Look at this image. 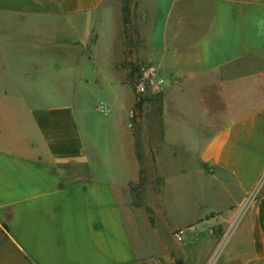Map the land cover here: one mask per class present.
<instances>
[{
	"label": "crops",
	"instance_id": "0c3cea01",
	"mask_svg": "<svg viewBox=\"0 0 264 264\" xmlns=\"http://www.w3.org/2000/svg\"><path fill=\"white\" fill-rule=\"evenodd\" d=\"M178 1L148 0L147 56L165 82L140 101L117 61L118 4L0 0V115L15 106L25 134L0 140V264H201L259 177L222 259L264 264V0H195V30L174 44ZM99 7L107 27L84 45L52 26ZM53 58L69 73L60 101L44 98ZM90 82L109 104L98 124L80 94ZM139 175L141 205L129 189Z\"/></svg>",
	"mask_w": 264,
	"mask_h": 264
},
{
	"label": "rangeland",
	"instance_id": "374dc122",
	"mask_svg": "<svg viewBox=\"0 0 264 264\" xmlns=\"http://www.w3.org/2000/svg\"><path fill=\"white\" fill-rule=\"evenodd\" d=\"M115 4H118V14H117V24H116V33H117V43H118V51L117 61L118 63L124 66V81L128 84L131 91L135 96H138L139 100L147 101L148 99H155L159 96L160 91L155 93L143 92L140 94L135 93L134 91V83L138 74L139 67L146 63L152 62L154 63L160 72L163 75L162 69L163 63L158 64V58H152L147 56V48L145 45V35L147 30V3L148 0H109ZM194 1L195 0H179L175 4L174 9V22L172 24L171 38L172 43L177 44L178 41L187 40L190 36H192V31L195 30V24L189 22L194 15ZM126 4V9H122V5ZM96 13V14H95ZM115 15V10H114ZM65 22V23H64ZM107 11L102 10V7L94 11H89L85 14H71L67 20H54V28L57 26L60 28L61 32H67V29L70 30V35L76 36L79 38L80 42L84 45L86 41V37L91 33L100 34L101 31L106 29L107 25ZM50 26L52 29L53 27ZM77 43V42H76ZM78 46V44H76ZM54 61H58L56 64L60 65V69L56 71V74H53L54 78L51 82H48L46 79L50 74H44V98L45 99H56L57 101L62 98H68V78L69 73L64 69L67 67V63L61 62L62 58H53ZM162 68V69H161ZM31 75V74H28ZM30 78V77H29ZM32 79V78H30ZM212 78H207V82H209ZM256 90V89H255ZM258 90V89H257ZM79 92V91H78ZM81 96L84 98L85 107L88 108L89 114L93 121L101 123L104 115L99 113L95 107L96 103L102 97V89L100 87L95 86L94 83H87L83 89L80 90ZM257 93L258 91H253V93ZM205 95L209 97L211 101V93L212 88L210 86H206L204 89ZM99 99V100H98ZM219 104V103H218ZM217 104V105H218ZM222 104V103H221ZM15 107V106H14ZM11 109L10 118H8V114L3 116L0 115V122L3 124V129L0 128V140L7 142L9 140L12 141H20L22 137H24V131L21 128V119L24 117L21 116L19 112H16V109ZM129 108H132L136 113L140 112L141 109L136 105V102ZM132 124V123H131ZM141 140V138H140ZM140 149L143 148V142L140 141ZM187 171V170H186ZM187 172H191L188 169ZM150 183V182H149ZM149 185V187L153 188L154 185ZM147 185V184H146ZM147 187V186H146ZM147 193V188L144 190ZM162 193V197H164ZM140 199V194H133L132 204H138ZM158 202L163 203V199L158 200ZM144 204H147V200L144 199ZM141 205V204H140ZM248 207L246 203H244V199L237 204L235 215L233 216V221L225 232H220L219 242L215 244L211 250L208 251L205 256L203 262L201 264H237L236 262H225L222 259V252L225 245L228 242V239L231 235L232 229L234 227L235 222L240 218L244 210ZM143 209L142 206L138 207ZM146 209V206H145ZM134 215L136 216V222H139L138 219V209H134ZM147 210V209H146ZM190 225V224H188ZM179 228H174L170 232V242L165 238V243L169 245V251L175 252V244L180 243L182 237L180 239L176 238L174 232ZM175 264H182L180 261H177Z\"/></svg>",
	"mask_w": 264,
	"mask_h": 264
},
{
	"label": "built area",
	"instance_id": "2783aa9c",
	"mask_svg": "<svg viewBox=\"0 0 264 264\" xmlns=\"http://www.w3.org/2000/svg\"><path fill=\"white\" fill-rule=\"evenodd\" d=\"M165 79L158 67L152 62H146L139 67L138 74L134 83V91L137 94L143 92L155 93L160 91L163 88ZM97 111L101 114H107L109 111V104L105 100H99L95 105ZM135 111L132 108L127 110V125H131L132 118L134 117ZM259 180L251 188V190L246 194L244 198V203L246 206L253 200L255 197ZM189 226V225H188ZM176 238L180 239L182 237V228L177 229L174 232Z\"/></svg>",
	"mask_w": 264,
	"mask_h": 264
},
{
	"label": "trees",
	"instance_id": "16d2710c",
	"mask_svg": "<svg viewBox=\"0 0 264 264\" xmlns=\"http://www.w3.org/2000/svg\"><path fill=\"white\" fill-rule=\"evenodd\" d=\"M126 4L124 3L122 5V9H126ZM139 154H137V157L139 158L138 156ZM142 187H143V179H142V176L139 175V178L137 179V181L135 183H130L129 184V189L133 192V194L136 193V195H139L141 190H142ZM140 200L138 202V204H140ZM147 208V207H146Z\"/></svg>",
	"mask_w": 264,
	"mask_h": 264
}]
</instances>
